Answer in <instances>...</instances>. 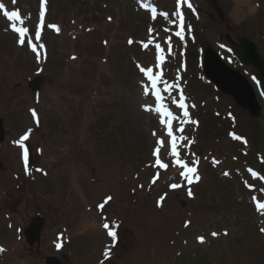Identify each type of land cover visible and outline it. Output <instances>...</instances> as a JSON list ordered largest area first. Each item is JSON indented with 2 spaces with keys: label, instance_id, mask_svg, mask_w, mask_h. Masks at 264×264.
<instances>
[{
  "label": "rangeland",
  "instance_id": "374dc122",
  "mask_svg": "<svg viewBox=\"0 0 264 264\" xmlns=\"http://www.w3.org/2000/svg\"><path fill=\"white\" fill-rule=\"evenodd\" d=\"M216 1L221 19L207 0H190L189 14L178 0H49L40 31L38 0H0L24 20L9 21L0 10V114L6 126L0 144V264H45L46 256L68 258V264H264V103L255 70L231 52L246 37L264 59V0ZM154 3L168 11V19L152 21L143 6ZM177 12L183 41L175 35ZM13 24L28 28L24 46ZM149 28L153 43L145 49ZM190 28L197 32L194 41H187ZM156 43L165 55L160 69ZM205 47L253 85L260 117L206 79ZM137 65L168 69L164 79L179 84L173 95L182 90L186 96L190 118L198 123H185L184 132L175 134L191 141L179 150L197 167L199 184L189 186L167 153L162 161L169 167L155 165L157 139L169 138L159 114L146 110L156 107L155 97L143 95L146 77ZM37 76L39 98L27 86ZM169 107L182 118L183 110ZM29 129L34 164L26 174L15 141ZM230 132L242 139L233 140ZM253 168L263 175L251 177L247 170L252 174ZM38 215L45 221L40 244L29 246L23 231ZM104 223L117 232L116 241Z\"/></svg>",
  "mask_w": 264,
  "mask_h": 264
},
{
  "label": "snow or ice",
  "instance_id": "6c2138e0",
  "mask_svg": "<svg viewBox=\"0 0 264 264\" xmlns=\"http://www.w3.org/2000/svg\"><path fill=\"white\" fill-rule=\"evenodd\" d=\"M13 2H15V0H13ZM186 2V0H185ZM41 7L43 8V4L41 5ZM177 7H179V4L177 5ZM188 8H192V5L190 3L187 4ZM5 9V5L4 3L0 2V10H4ZM153 13L156 12V9L153 8ZM3 15L5 17H7V19L9 21H19L20 24L24 23V20L21 19V15L19 13V11H7L4 10L3 11ZM161 15L163 17H165L166 19H168V13H161ZM176 15L179 17L180 19V31H177L175 33V35L177 37H179V39L181 41L184 40V21H183V16L177 12ZM153 19H156L155 15H153L152 17ZM40 21H41V25H43L44 23V11L40 12ZM50 27H55L50 25ZM11 30L14 33H18V43L21 46H24L26 43V36L28 34V28L27 27H17L15 24L12 25ZM56 31L59 32V28H56ZM149 35L150 38L148 39L147 43L143 44V47L145 49H147L149 47L150 44L153 43V38L151 37V33L154 31L152 28H149ZM35 38L37 40L40 39V32L37 31L35 34ZM129 44H132L133 41L131 39H129L128 41ZM29 46L31 47L32 51L35 53L36 52V46L33 45L31 43V41L28 42ZM41 48H44L43 44H40ZM155 48H156V68L160 69L161 66L165 63V55H164V49L161 48V45L159 43L155 44ZM169 53L171 52V47H170V41H169V48H168ZM137 67L140 69V71L144 74V76L146 77V81L142 82L141 87L143 89V95L144 96H154L155 97V104L156 107L154 109L151 108H146V110L148 111H155L157 114H159L160 117V123L165 125L167 131H166V135L169 138L167 141L164 139H157L156 141V147L153 151V156L156 158L155 159V165L159 168L162 169H167L169 167V165L167 163H164L162 161V156L167 153L168 155H170L172 157V164L174 166H177L181 169H183V171L180 172L181 177L185 178L188 183H192L193 182V177L196 181H199L201 179L200 175L198 174L197 171V167L195 166H189V162H185L182 157H181V152H180V148L182 147H187L188 143H191V141H189V138L185 135H176L175 133H183L184 132V127L183 125L185 123H191V124H197L198 122L195 120H191L190 118V114H189V106L185 103L186 100V96L184 95L183 91H180L179 97H177L176 95H173V90L179 88V84H170L167 80L164 79V73L163 71H154V69L152 67H141L140 65H137ZM255 79V78H254ZM162 89V90H161ZM163 93H167V98L165 97V95ZM262 95H264V93H262ZM167 99V102H165ZM169 105H175L177 109L183 110V116L182 118L175 115L173 113L172 110H170ZM192 108H195L196 105L193 104L191 105ZM32 116L36 117L37 113L35 110H31ZM229 116H231V118L233 119V121L235 120V117L232 116L231 113H229ZM174 121H179V125H174ZM31 132V129H29L28 133H25L23 136H21L19 138V140L15 141V143L17 145H19V147L21 149H23V163L25 165V172L27 174V167H28V163H29V149L28 147L25 146V142L29 140V133ZM153 135H155V133H153ZM229 135L232 137L233 140L236 141H240L242 139V137L240 135H237L235 132H230ZM180 142H187V143H180ZM169 147H170V151H169ZM193 165H196L199 163L198 160H193L190 162ZM213 163H219V161H213ZM37 171H42L40 169H37ZM46 174V173H45ZM223 175L228 176L229 173L228 172H224ZM253 176L256 175L255 172L252 173ZM155 181H153L154 183ZM171 187L173 189H177L180 187V185L178 184H172ZM188 196L192 197L193 196V192L191 191V189L188 190ZM112 199L111 196L106 197L104 202L100 205H98V207L103 210L105 205L108 204V202ZM164 200V197L161 196L160 200L157 202V206H161V202ZM260 209H264V203H261L259 205ZM188 226V222L185 223V227ZM103 227L105 229H109V224L108 223H104ZM261 232H264V228L260 229ZM107 235L110 236L112 238L113 241H116L118 239V234L116 231L109 229L107 232ZM213 236L218 235L217 233H212ZM225 235H227V233H225ZM199 242L203 243L204 242V238L203 237H198ZM115 245L113 244V247ZM4 249L0 248V251H3ZM105 257L107 258L110 255L109 251H106L104 253Z\"/></svg>",
  "mask_w": 264,
  "mask_h": 264
},
{
  "label": "water",
  "instance_id": "95a60500",
  "mask_svg": "<svg viewBox=\"0 0 264 264\" xmlns=\"http://www.w3.org/2000/svg\"><path fill=\"white\" fill-rule=\"evenodd\" d=\"M221 16V9L216 0H208ZM233 52L241 64L251 65L256 71V79L261 94L264 93V59L260 56L257 46L248 38L240 40V44L233 46ZM204 73L211 79L223 94L233 97L235 102L242 108L248 109L250 114L260 117L261 106L252 85L239 72L223 64L222 60L216 55L212 48L207 47L204 50ZM41 77L30 79L28 86L37 94L40 93ZM264 96V95H263ZM5 139V127L3 118L0 115V143ZM0 168L3 163L0 160ZM43 220L35 218L30 227L25 230V236L30 245L40 244V235L43 227ZM46 264H63L55 256H47Z\"/></svg>",
  "mask_w": 264,
  "mask_h": 264
}]
</instances>
